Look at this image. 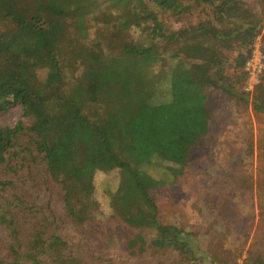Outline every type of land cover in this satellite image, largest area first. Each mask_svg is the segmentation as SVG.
Here are the masks:
<instances>
[{"label":"trees","instance_id":"obj_1","mask_svg":"<svg viewBox=\"0 0 264 264\" xmlns=\"http://www.w3.org/2000/svg\"><path fill=\"white\" fill-rule=\"evenodd\" d=\"M200 1L211 5L218 21H244L226 29L202 25L166 30L153 8L177 11L183 7L179 0H0V110L18 104L21 116L0 126V190H10L7 197L0 196V225L8 238L0 264L74 262L57 230L80 233L86 220L94 218L96 173L116 177L114 189L107 192L108 217L128 229L124 245L129 255L170 249L187 264H202V252L185 230L158 221L149 190L163 180L148 174L142 168L147 162L136 158L155 146L184 152L208 130L206 88L237 98L235 85L238 79L245 81L243 64L259 33L257 20L247 16L239 0ZM100 4L106 7L100 13L105 21L112 18L109 9L115 12L118 32L132 25L150 41L113 46L96 40L70 48L81 70L67 87L60 57L63 35L71 26L83 36L86 17ZM230 40L238 41L242 51L227 74L220 48ZM260 48L264 54V41ZM157 62L169 63L167 72L152 71ZM162 79L167 96L159 98ZM249 98L251 109L264 113V69ZM87 105L98 116L85 115ZM163 159L173 164L166 169L169 175L181 173L182 164ZM9 174L27 178L23 183L55 187L61 214L49 198L29 202L15 191ZM246 261L247 256L242 263Z\"/></svg>","mask_w":264,"mask_h":264},{"label":"rangeland","instance_id":"obj_2","mask_svg":"<svg viewBox=\"0 0 264 264\" xmlns=\"http://www.w3.org/2000/svg\"><path fill=\"white\" fill-rule=\"evenodd\" d=\"M179 2L183 7L177 11L153 8L164 29L202 25L226 29L244 21V18L218 21L211 11V5L200 0ZM239 2L241 8L248 10L247 16L257 20L259 25V33L253 43L257 40L263 45L264 0ZM102 11H106V7L100 4L96 11L86 17L83 36L71 26L63 35L60 57L67 87L81 70L79 59L71 49H80L82 45L92 44L96 40L102 43L109 40L113 46L124 41L142 44L150 41L149 35L132 25L118 32L115 12L109 9L112 18L105 21L100 17ZM3 25L0 23V27ZM228 44L221 47L220 52L227 66L226 73L231 74L232 59L242 48L236 40H230ZM160 46L157 42V50ZM167 55L165 52L162 57L166 59ZM166 62H157L152 71H166L169 66ZM235 86L239 92L237 98L206 88L208 130L195 143L186 145L184 152L173 154L155 146L136 156L147 162L142 168L148 174L163 180L161 185L149 190L156 205L158 221L185 230L190 243L202 252L199 255L202 264H218L221 260L228 264L233 261L244 264L242 260L245 256V264H254L255 261L264 264V113L251 109L250 92L244 90L243 80L238 79ZM156 91L159 98L167 96L165 79L158 84ZM94 110L91 105L82 109L90 118L98 116ZM97 110L101 112L99 108ZM20 117V106L12 104L0 110V126H10ZM161 156L182 164L181 173L175 177L169 175L166 169L173 164ZM7 178L13 179L15 191L29 202L38 203L49 198L52 209L61 214L62 206L56 199L55 187L49 184L34 186L28 180L23 183L22 180L27 178L21 179L11 174ZM115 185L113 173H96L94 193L98 208L94 218L86 220L80 233L69 228L57 230L65 240L66 254L75 256L74 262L67 261L65 264H187L170 249H147L135 255L126 252L124 243L128 229L123 223L108 217L107 192L113 190ZM9 193V189L0 190L1 197H7ZM84 216L88 218L89 214L85 212ZM7 242L8 238L0 225L1 257L6 253Z\"/></svg>","mask_w":264,"mask_h":264},{"label":"built area","instance_id":"obj_3","mask_svg":"<svg viewBox=\"0 0 264 264\" xmlns=\"http://www.w3.org/2000/svg\"><path fill=\"white\" fill-rule=\"evenodd\" d=\"M264 69V54L260 43L256 40L244 61L243 71L245 72L244 90L251 92L258 82L259 76Z\"/></svg>","mask_w":264,"mask_h":264}]
</instances>
